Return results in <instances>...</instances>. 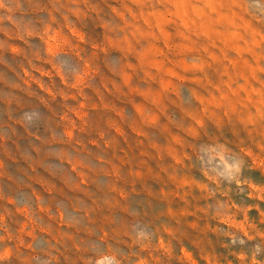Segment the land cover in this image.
Here are the masks:
<instances>
[{
    "label": "rangeland",
    "instance_id": "374dc122",
    "mask_svg": "<svg viewBox=\"0 0 264 264\" xmlns=\"http://www.w3.org/2000/svg\"><path fill=\"white\" fill-rule=\"evenodd\" d=\"M0 264H264V0H0Z\"/></svg>",
    "mask_w": 264,
    "mask_h": 264
}]
</instances>
